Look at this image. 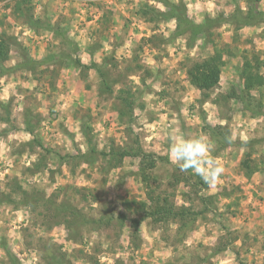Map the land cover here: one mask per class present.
I'll return each mask as SVG.
<instances>
[{"label":"rangeland","instance_id":"374dc122","mask_svg":"<svg viewBox=\"0 0 264 264\" xmlns=\"http://www.w3.org/2000/svg\"><path fill=\"white\" fill-rule=\"evenodd\" d=\"M183 1L197 22L205 12L226 15L237 4L247 8V0ZM147 2L164 8L154 0H31L30 15L42 23L51 21L54 28L59 25L78 46L73 53L62 36L44 26L32 30L26 17H14V0H0V32L15 40L7 65L27 57L42 62L0 78V115L8 119L0 120V130H9L0 135V264H9V252L21 264H48L44 252L58 257L56 248L69 264H264V116L253 115L232 96L243 86L244 54L264 58V23L215 29L217 41L230 52L224 54L220 84L202 92L186 69L212 53L211 44L203 38L190 47L185 38H172L174 20L156 25L138 14ZM260 8L264 10V0ZM63 52L73 53L81 64H69ZM52 53L61 61L43 62ZM104 60L110 63L112 92L101 89L102 78L92 65ZM121 89L129 90L134 100L132 120L120 115ZM27 114L44 148L28 144L34 135L25 129ZM85 124L96 147L106 153L113 141L123 150L138 149L133 141L138 135V147L153 155L155 166L149 172L158 180L156 190L173 195L170 199L180 209L194 211L195 220L179 229L177 223L162 224L141 212L129 214L141 219L136 244L129 220L83 225L75 241L63 223L54 224V218L43 222L44 204L35 211L25 206L17 184L54 196L58 203H77L90 217L113 209L119 213L122 199L146 198L141 155H127L114 167L109 156L91 164L73 157L89 151ZM216 125L223 126L219 134L213 130ZM177 131L185 139L207 138L210 156L225 169L216 188L194 186L195 177L175 181L168 148L169 134ZM248 151L258 164L251 177L241 165ZM34 162L41 164L37 171L31 167ZM88 189L101 201L88 205L83 200ZM6 194L10 196L3 201Z\"/></svg>","mask_w":264,"mask_h":264},{"label":"trees","instance_id":"16d2710c","mask_svg":"<svg viewBox=\"0 0 264 264\" xmlns=\"http://www.w3.org/2000/svg\"><path fill=\"white\" fill-rule=\"evenodd\" d=\"M154 1L160 2L164 8H161L154 3L147 2L143 5H140L138 14L141 17L146 18L149 22L155 23L156 25L163 21L174 20L175 29L171 34L172 38L183 37L190 47L195 46L198 43V40L203 38L211 44L213 52L199 60L192 61L186 69L190 82L202 92H210L220 84L221 74L225 64L224 54L226 52H230V48L221 46V44L217 41V33L215 29L224 24H231L239 29L245 26H253L264 23V10L260 8V0H247L246 9L237 4L235 9L226 15H211L210 13L205 12L201 22H197L189 14L187 3L183 0ZM30 3L31 0H14L12 7V13L14 17L22 19L26 17V23H28V27H30L32 30L40 29V27L44 26V29L50 30L54 34L62 36L65 42L72 45V52L75 53V50L78 49V46L73 43V41L69 39L63 31L61 32V27L59 25L58 28H54L51 24V21H45L42 23L40 19H35L34 15H30V11L32 9L30 7ZM104 17L106 18L105 15ZM4 32L5 31L3 30L0 32V78L7 74H11L13 71L18 69L24 67L33 68L35 65H40L42 63L41 61L29 59L27 57L22 61H18L15 65L8 66L7 62L11 57L12 47L15 40L12 37L5 35ZM152 36H154V38L157 37L156 35ZM73 53H64V58H67L69 64H81L80 59L76 57V55H73ZM261 58L262 56L260 54H255L252 57H248L246 54H244L243 68L241 70L243 86L241 90H239V93L236 94V91L232 93V96H238V99L244 104V108L255 116H264V73L261 72L262 67H264V58ZM59 61H61V58L59 59L57 54L52 53L48 54L44 58L43 62L54 64L55 62ZM103 62L104 63L101 65H98L95 62L92 63V65L95 66L102 78L101 89L112 92L113 86L109 79L111 75L110 71H108L106 68V66L110 65V63L109 60H104ZM254 92L258 93L259 96L257 97L254 95ZM118 98L123 105L122 109L119 110L121 117L128 115V117H130L132 120L131 117L133 116L134 100L131 93L129 90L121 89ZM4 109L6 112H8L6 105H4ZM130 119H128L129 122ZM0 120L6 121L8 119L5 120V117L0 115ZM25 123L26 131L34 135L33 139L29 141L28 144L32 145L37 143L40 148H44L41 140L35 136L36 123H33V117H31L30 114H27ZM87 127L88 125L85 124L82 127V130L84 134L88 136L87 141L89 143V151L87 153L80 152L78 155L73 157H75L77 160L82 159L83 161L90 162L91 164L93 163V160H97L98 157L100 158V156H109V162L111 165L113 164L112 166L114 167L118 164H121L122 159L127 155H141L143 157L142 160H145L146 163V167L145 163L143 162L144 165L141 168V176L145 187L146 198L145 200H138L134 198L122 199L121 205L123 209L119 213L115 214L113 209V211H105L100 215V217H90L89 214L83 208L81 209L77 203L72 201L58 203L55 198H53L54 196L46 197V195L40 191L32 193L26 189H23L20 184H17L15 190H18V193H20V200L25 206H28L32 211H35L38 206H42L41 204H44L45 210H43V212L41 211L40 213L41 217L44 219L43 222H46V220L50 218H54V224L63 223L69 232L70 239L75 241L77 240L76 232L78 231L79 227L83 225L92 224V226H108L111 225L110 222H113L114 220H119L121 223L129 220L133 227L131 241L136 244L140 237L139 224L141 219L138 220L135 217L129 216V214L141 212L143 213L144 218L151 216L155 219V221L161 222L162 224L168 225L170 222L177 223L179 224V229H184V227H186L190 221L193 222L195 220L196 213L194 211H191L187 208L180 209L176 206L173 199H170V197H173V195L167 191L161 190L160 188L159 192L156 190L158 188H156L157 186L155 187L153 183L158 180L156 178L154 179V177L149 172L150 170L152 171L155 166L153 155L146 153L138 147V135H134L135 138L133 139V141L137 143L138 149L131 146V149L123 150L122 147L115 145L113 141L111 143L112 145L109 153H106L105 151L96 147L92 140V129L90 127L87 129ZM220 129H223L222 125H216L213 128L216 134H219L218 131H220ZM8 131L9 130L1 129L0 135L6 134ZM221 142H223V139ZM248 144L251 146L252 142L250 141ZM245 157L246 158L241 160L242 171L247 177H251L258 168V164L253 159V154L250 151L246 152ZM31 167L35 168L37 171L39 170L37 167H41V164L34 162ZM185 175L187 176L185 177ZM172 176L177 182L185 180L190 182L191 178L195 177L194 186H199V188H204L207 186L202 182L199 176L193 175L191 170H189L188 173H185L181 172L178 167H174V173ZM199 184H201V186ZM83 192V200L86 202L88 201V205H93V203L101 201L99 200V195L93 192L91 189ZM8 195L9 194H6L4 197H2V200H7L8 197L6 196ZM205 199L207 202H209L208 197H205ZM55 251L59 253L60 256H54L53 253L48 254L45 250L44 258L46 263L69 264V262L66 261V255L63 254L60 249L56 248ZM8 254L10 257L9 264H21L20 260H18L16 256L10 252Z\"/></svg>","mask_w":264,"mask_h":264},{"label":"clouds","instance_id":"9594fccd","mask_svg":"<svg viewBox=\"0 0 264 264\" xmlns=\"http://www.w3.org/2000/svg\"><path fill=\"white\" fill-rule=\"evenodd\" d=\"M168 156L170 162L181 172L199 176L209 189L216 188L225 169L210 156L211 144L203 135L185 139L178 131L169 134Z\"/></svg>","mask_w":264,"mask_h":264}]
</instances>
